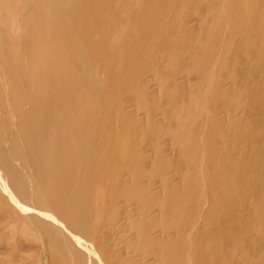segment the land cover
Listing matches in <instances>:
<instances>
[{"label":"bare ground","instance_id":"6f19581e","mask_svg":"<svg viewBox=\"0 0 264 264\" xmlns=\"http://www.w3.org/2000/svg\"><path fill=\"white\" fill-rule=\"evenodd\" d=\"M137 2L139 3V0ZM237 2L239 1L237 0ZM38 4L40 5L37 8L38 18L35 22L36 26L33 31L34 39L31 40V46L27 54L17 60L18 63L15 64V62H8L5 54L0 51V194L5 197L8 205L17 212L24 227L29 228L40 241L39 246L32 241L23 244L24 252L27 255L25 264H33L31 263L32 258L38 250H41L43 254L45 253L48 256L45 264H195L193 262L194 260L190 258L189 253L192 248L191 237L186 233L187 230L185 233L182 231L184 224L181 226V217H183V212L181 213V211H183V209L180 211L183 206L182 202L188 200L186 204L189 203V199H185L184 201L183 199L185 198L189 184L188 181L192 174L189 170L187 172V169L185 171L183 169V172L167 170L168 167L170 168L168 165H172L170 162L175 153L178 154V158L180 157L182 160L184 159L187 161L189 160L187 159V154L189 156V153L192 154V152H189L188 146H185L188 143L187 140H182V142H186H184L185 147H182V142L177 138L180 133H178V131L183 129L181 128L182 126L180 125V129L178 127L177 131L176 128L179 124L177 123L175 126L176 130L172 131V129H170V121L172 119L170 120L168 115H171L170 97L172 91L167 88L168 82L166 78L158 72V69L156 70V68L153 69V67H151L148 74H143L142 84H139L138 80L135 85L133 84L134 86H131L133 105L126 108L122 105L107 106L105 101L106 98L102 96L104 89L102 90L100 86L101 83L98 84V76L96 77L93 64L89 60L90 58L85 45L78 34V30L85 25H83L84 22L80 16V0H38ZM99 4L100 3H98L97 6ZM167 4H169V2ZM141 6H143V4H141ZM116 7L118 6H114V8ZM241 7L243 8L242 5ZM107 8L108 7H106V9ZM124 9H129V6ZM234 9H236V7ZM107 10L106 12H109L110 9ZM191 11L193 10H190V12ZM128 12L127 15L125 14L126 16H128ZM164 14L165 13H163L162 17ZM91 15H93V13ZM220 17L222 18V16ZM124 18L127 17L124 16ZM239 19H241V17H239ZM239 19H237V22ZM123 20L125 23V19ZM244 20L252 19L247 18ZM244 20H240L241 23H243ZM248 24L251 23L249 22ZM132 25L135 28L137 26L136 24V26L134 24ZM159 25H161V22ZM202 25L203 21L196 17L191 20V27L189 26V29L194 30L196 34H200ZM128 29L131 31L130 29H132V27ZM240 29L243 28L240 27ZM236 31H238V29ZM232 33L234 35V32ZM242 33L243 32H241V34ZM188 34H190V32ZM222 34L224 35L225 33ZM115 36H117V33ZM0 37H2L1 33ZM128 37H130L129 34ZM143 38H145V35ZM123 43H121V45H123ZM138 43L137 45L141 44ZM146 45L147 44H145V46ZM165 46L166 45H163V47ZM132 50H134V47ZM168 51L169 50H167V52ZM194 51L196 50L193 47L191 52L194 54ZM226 54H228V52H226ZM120 55L121 54L118 56ZM156 56H154V58ZM121 58V56L120 59L117 57L118 62ZM72 60L76 63H73L75 64L74 67L72 64V67L70 65V61ZM209 60H211V58ZM121 62H123V60L120 61V63ZM214 62L217 63L216 60ZM110 63L112 64L111 61ZM120 63H118V67ZM120 65H122V63ZM214 66L215 65H212V67ZM206 67L208 66L206 65ZM187 69V71L190 70V68ZM211 70L212 69H210V71ZM222 71L220 69V72ZM108 72H106V74ZM235 72L233 73L231 68V71L228 73V81L218 89L219 99L224 105L220 110L214 112L215 117L218 116L221 121L220 123H222L220 126L221 136L218 143L222 148H224L226 144L228 134L235 129L238 116L242 114L244 110V101H242L240 91L236 90L233 82V74H235ZM213 73L215 72H212V76L214 75ZM174 74H176V72H174ZM105 77H107V75H105ZM183 78L185 80L184 83H186L185 90L187 95L182 101V105L185 108L189 104L190 97L188 98V96H190V91L188 90H190V84L188 74ZM219 78L220 76L218 79ZM214 79L215 78H213V80ZM177 80L180 81V79ZM112 81H114V79ZM215 82H217V80ZM215 84L218 86L217 83ZM215 88L216 87H213V89ZM206 92L207 89L205 93ZM242 92H244V90ZM199 98L201 99V94ZM200 99L199 101L202 104L204 98L202 97V99ZM201 106L203 107L206 105ZM204 108L200 109L206 110V107ZM138 112L141 113H139L141 117L137 119L136 116ZM176 119H174L175 122ZM178 120L179 119H177V122L180 121ZM123 123H127V129L130 128L133 133L132 137H128L127 140L125 139V132L127 130H123ZM215 127L216 126H214V128ZM181 134L183 135V133ZM201 155L202 153L200 156ZM118 156L119 158H117ZM113 157L116 158L115 161L117 160V162H115V164H117L113 167L114 170H112V166H109L111 158ZM199 159H202V157ZM197 161L199 162L200 160L197 159ZM246 161L248 160L246 159ZM179 162L178 166L181 167ZM206 162L207 161H205V163ZM145 164L147 167H145ZM194 164L195 163H193V166ZM250 165L248 164V166ZM188 166L190 167V165L186 167L188 168ZM202 166L199 165L195 170L192 168L194 170L192 173L196 179L198 174L199 181L205 186L204 184L208 179L206 180L207 177L204 175L205 173L199 172L204 170H201ZM111 172L112 174H110ZM25 174L33 175L34 181L31 182L32 184L27 183L24 178ZM217 178H219V176ZM199 183L198 186H200ZM227 185L228 184H226V186ZM191 186H194L196 190L197 186H195V184L193 185L192 183ZM243 189L244 188H242V191ZM30 192H32V196ZM187 193L188 195L190 194V192ZM245 195L244 199L246 196L248 197V193L246 196ZM232 199L234 198L232 197ZM250 201H252L251 197ZM250 203L251 202H249V205ZM225 206L228 205L226 204ZM197 207L199 206L197 205ZM257 212H259V209ZM195 221H197V219ZM187 224H189V222ZM185 227H183V229ZM193 231H190V233ZM198 235H200V233ZM196 237L197 236H195V238ZM200 242H202V240H200ZM241 245L243 246L244 244L242 243ZM202 248L200 249L202 250ZM236 249L237 252L238 248ZM237 253L236 261L238 264H254V262L248 258L249 255L247 257L246 252L239 250ZM203 254L204 253L201 255L200 253L201 256H203ZM229 254H231V252ZM262 261L261 264H263Z\"/></svg>","mask_w":264,"mask_h":264},{"label":"rangeland","instance_id":"374dc122","mask_svg":"<svg viewBox=\"0 0 264 264\" xmlns=\"http://www.w3.org/2000/svg\"><path fill=\"white\" fill-rule=\"evenodd\" d=\"M137 1L138 0H80V16L83 19V25H85L83 26V28L78 30V34L85 45L88 56L90 58L89 60L93 64L96 72V77L98 76V84L101 83L100 86L102 90L104 89L102 96L103 98H106V100H104L106 101L107 106L122 105L124 108L129 107L133 105L131 86L133 84L135 85L138 80L139 84H142L143 74H148L151 67H153V69L156 68V70L158 69V72L162 76H164V78H166L168 82L167 88L172 91V99L170 97L171 115H168L169 119H172L170 121V129H172V131L177 129L178 131V127L180 129V127L182 126L181 128L183 129L180 130L183 131H178V133H180L178 134L179 136L177 138H179V141L181 142L182 140H187L188 145L186 144L185 146H188L187 148L189 152H192V154L189 153L190 157L187 154V159H189L190 161H186L184 159L182 160V158L180 157L178 158V154L175 153L170 162L174 166L169 164L168 166H170L171 169L169 167L167 169L169 171L175 170L177 172H183V169L184 171L187 169V172L189 170V172L191 171L192 174L190 175L186 195L183 199V201L185 199H189V203L186 204L188 200H185L184 202H182L183 206L180 209V211L183 209V211H181V213L183 212V217L186 216L185 218L181 217V226L182 224H184L183 227L186 226L184 229L182 227V231L185 233L187 230L186 233L191 237L192 248L189 251L190 258L194 260L193 262L195 264H211L213 262V264H228V262L229 264H238L236 261L238 254L237 252L241 250L246 252L247 257L249 255L248 258L252 260L254 264H261V261H264V0H238L239 2H237V0H227V2L226 0H139V3ZM115 2L118 5H116ZM168 2L169 4H167ZM240 2L243 3L241 4ZM98 3L100 4L97 6ZM141 4H143V6H141ZM239 4H241L243 8ZM39 5L40 4H38V0H0V33L2 36L0 37V51L5 54L6 60L8 62H15V64H17V60L21 59L27 54V51L31 46V40L34 39L33 31L36 26L35 22L38 18L37 8L39 7ZM123 5H125L126 7L129 6V9H124L126 7ZM237 5L239 9L237 8ZM114 6H118L116 7L117 9L114 8ZM234 6L236 7V9H234ZM106 7H108L107 9H110L109 12H106L108 11ZM180 9H182L183 11ZM190 10H193L194 12H190ZM127 12L128 16H126ZM161 12L165 13L163 16L164 18L162 17L163 13ZM92 13L93 15H91ZM251 15L254 17H252ZM124 16L128 19L124 18ZM220 16H222V18ZM196 17L200 18L203 21L200 34H196L194 33V30L189 29L191 27V20L195 19ZM239 17H241V19H239ZM247 18L252 20L245 21L244 19ZM123 19H125L126 24L124 23ZM237 19H239L238 22ZM220 20L222 23L220 22ZM223 20L225 21V23ZM240 20H244L243 23H241ZM248 21L251 24H248ZM160 22L161 25H159ZM132 24H136L138 27L135 25V28ZM131 27L132 29H130L131 31H129L128 28ZM240 27L243 29H240ZM185 28H188L189 30H186ZM237 29L238 31H236ZM188 31L190 32V34H188ZM232 32H234V35ZM241 32H243L244 34H241ZM116 33L117 36H115ZM222 33L225 34L223 35ZM128 34L130 37H128ZM143 34L145 35V38H143ZM233 38L237 39L234 40ZM121 43H123V45H121ZM137 43H141L142 45H137ZM126 44H128L129 46ZM145 44L147 45L145 46ZM163 45L166 46L163 47ZM133 47L135 51L132 50ZM193 47L196 50L194 51V54L191 52ZM225 48L227 49V51ZM121 49L125 50H123L122 52ZM167 50L169 51L167 52ZM225 51L228 52V54H226ZM157 52L159 55L157 54ZM118 53L121 54L120 56L122 57L119 62L118 59H120V56H118ZM126 56L131 57L127 58ZM154 56L156 57L154 58ZM108 58H111L112 60ZM210 58L213 61L209 60ZM151 59L153 60V62ZM122 60V65H120V61ZM215 60L217 61V63L214 62ZM219 60L221 61V63ZM110 61L112 62V64L110 63ZM117 62L120 63L119 67ZM73 63H75L73 62V60L70 61V65L72 64L74 67L76 63ZM167 64L170 66H168ZM210 64L215 66L212 67V65ZM96 65L99 67H97ZM206 65L208 67H206ZM104 67L107 71L104 69ZM107 67L109 68V72ZM187 68H190L189 71L191 73L187 71ZM209 68L212 69V72H215L213 74L216 77L214 75V77L212 76V72ZM231 68L233 73L236 70L235 74H233V82L236 90L240 91L242 101H244V110L242 114L238 116L235 129H233L228 134L226 144L224 148H222L221 145L218 144L221 136L220 126L222 123H220L221 121L218 116L215 117L214 112L220 110L224 105V103L219 99L218 89L228 81V73L231 71ZM115 69L117 70V73ZM195 69L197 72L195 71ZM206 69H209L208 72ZM220 69L221 71L224 69L225 70L220 72ZM173 71L176 72V74H174ZM106 72L110 74H106ZM187 74L190 84V90H188L190 91V96H188V98H190L188 106L184 108L182 105V101L185 97H187V95L185 90L186 83H184L185 80L183 77L187 76ZM217 74L221 79H218L219 76ZM105 75H107V77H105ZM99 78L101 79V82ZM213 78L215 79L213 80ZM113 79L114 81H112ZM177 79H180V81ZM216 80L217 82H215ZM215 83H217L218 86H216ZM213 87L216 88L213 89ZM206 89L207 92L209 91L210 93L206 92V94ZM243 90L244 92H242ZM199 91L202 92L200 93ZM200 94L201 99L202 97L204 98V102L202 101V104L199 101ZM128 100L132 101L129 102ZM200 104L206 106L202 107ZM204 107H206V110H202ZM139 113L140 112H138L136 116L137 119L141 117V113ZM176 118L180 121L178 120L179 122H177ZM174 119H176V122L174 121ZM177 123L179 124L175 129ZM214 126L216 127L214 128ZM123 130H127V134L125 132L126 140L128 137H132L133 133L130 128L127 129V123H123ZM181 133H183V135ZM180 136L182 139L180 138ZM184 142H182V147H185ZM202 146L204 147V150ZM201 153L202 155L200 156ZM198 157H202V159H199ZM117 158H119V156ZM115 159L116 158L113 157L110 161L109 166H112V170H114L113 167L117 164H115V162H117V160L115 161ZM197 159L200 161L198 162ZM246 159L248 161H246ZM184 161H186L187 163ZM205 161L207 162L205 163ZM178 162L181 167L178 166ZM193 163H195L194 166L196 165L195 168H198L199 165H203L201 167V170L204 169L205 171L203 170L199 172L203 174L205 173L204 175L207 177L206 180L208 179V181H206V183L204 184L205 186H203V184L199 181L198 174L197 179L193 176L192 172H194L195 170ZM245 163L247 166L245 165ZM185 164L186 166L190 165V167L188 166L189 169L185 166ZM248 164L252 165L248 166ZM145 167H147V165ZM112 172L110 174H112ZM207 172L208 174H210L208 175ZM218 176L219 178H217ZM24 178L29 184L34 181V177L32 174H25ZM235 182L237 183V185ZM192 183L193 185L195 184V186L198 187H196V190L194 189V186H191ZM198 183L200 186H198ZM226 184L228 185L226 186ZM208 187H210L211 189ZM205 188L207 189V191ZM242 188H244L243 191ZM187 192H190V194L188 195ZM196 193L198 194V196ZM247 193L248 197L251 194L250 197L252 201H250V197L248 198L246 196ZM30 194L32 196V192H30ZM244 195L247 198L245 197L244 199ZM232 197L234 199H232ZM249 202H251L250 205ZM226 204L229 206V208L228 206H225ZM197 205L199 207H197ZM220 207L223 208V211ZM257 207L259 209V212H257ZM185 208L188 210H186ZM196 219L197 221H195ZM188 222L189 224H187ZM191 227L192 229L190 230ZM190 231L193 232L190 233ZM207 232L210 234H208ZM199 233L200 235H198ZM195 236H197V239L195 238ZM200 240H202V242H200ZM28 241H32L37 246H39L40 244L39 239L34 235V233H32L31 230H29V228L24 227V224L21 222L17 212L8 205L5 197L0 194V264H25V258L27 255L24 252L23 244ZM242 243L244 244L243 246L241 245ZM200 248H202V250ZM236 248H238L237 252ZM227 251L229 253L231 252V254H229ZM200 253L201 255L202 253H204L205 255L203 254V256L205 257L201 256ZM47 258L48 256L45 253L43 254L41 250H38L34 254L31 263L45 264ZM205 258H207L208 261ZM263 261L262 263L264 264Z\"/></svg>","mask_w":264,"mask_h":264}]
</instances>
